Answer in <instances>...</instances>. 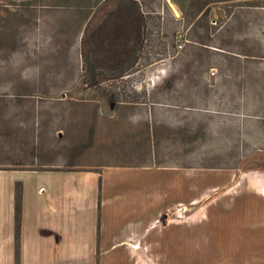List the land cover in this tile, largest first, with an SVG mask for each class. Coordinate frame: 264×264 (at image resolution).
Returning <instances> with one entry per match:
<instances>
[{"label": "rangeland", "instance_id": "rangeland-1", "mask_svg": "<svg viewBox=\"0 0 264 264\" xmlns=\"http://www.w3.org/2000/svg\"><path fill=\"white\" fill-rule=\"evenodd\" d=\"M130 7L147 22L138 64L93 85L122 50L103 51L102 25ZM150 113L159 157L182 140L206 166L190 201H264V0H0V169L139 159Z\"/></svg>", "mask_w": 264, "mask_h": 264}, {"label": "crops", "instance_id": "crops-1", "mask_svg": "<svg viewBox=\"0 0 264 264\" xmlns=\"http://www.w3.org/2000/svg\"><path fill=\"white\" fill-rule=\"evenodd\" d=\"M158 123L140 160L0 169V264H264V201H190L206 166L182 140L159 157Z\"/></svg>", "mask_w": 264, "mask_h": 264}, {"label": "trees", "instance_id": "trees-1", "mask_svg": "<svg viewBox=\"0 0 264 264\" xmlns=\"http://www.w3.org/2000/svg\"><path fill=\"white\" fill-rule=\"evenodd\" d=\"M135 4V2H132ZM124 11L120 13L119 18L111 22L110 20L103 24V30L101 33L103 35V41L108 43L111 47L104 46L103 51H107L110 55L111 48L115 47L118 43L122 47V50L114 52V56H119V59L112 61L106 60L102 65H99L95 68L93 76L94 80L91 82L93 85L99 84L104 80L108 79H100L95 80L96 77H104V71L113 72V77H123L130 73V71L138 64V60L136 59L134 62L131 61L129 57L132 54H136L143 46L145 41L147 22L146 18L141 12L139 7H134L135 12L131 13L132 8L120 9ZM127 12V13H125ZM103 43V42H102ZM103 47V46H102ZM102 70L101 72H98ZM118 104H121L119 100Z\"/></svg>", "mask_w": 264, "mask_h": 264}]
</instances>
